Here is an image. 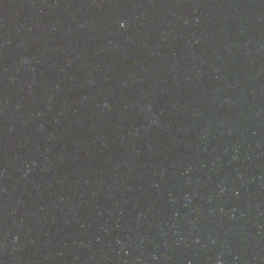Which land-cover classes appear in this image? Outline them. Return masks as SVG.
Returning a JSON list of instances; mask_svg holds the SVG:
<instances>
[{
    "label": "water",
    "instance_id": "water-1",
    "mask_svg": "<svg viewBox=\"0 0 264 264\" xmlns=\"http://www.w3.org/2000/svg\"><path fill=\"white\" fill-rule=\"evenodd\" d=\"M0 264H264V0H0Z\"/></svg>",
    "mask_w": 264,
    "mask_h": 264
}]
</instances>
